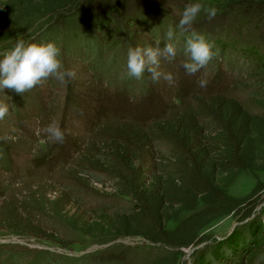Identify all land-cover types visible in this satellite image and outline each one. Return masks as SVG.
I'll list each match as a JSON object with an SVG mask.
<instances>
[{
  "label": "rangeland",
  "instance_id": "rangeland-1",
  "mask_svg": "<svg viewBox=\"0 0 264 264\" xmlns=\"http://www.w3.org/2000/svg\"><path fill=\"white\" fill-rule=\"evenodd\" d=\"M193 2L80 0L68 19L39 12L24 18L15 36L0 41L2 55L18 39L37 43L47 30L56 29L57 41H50L60 45L63 68L75 72L64 83L49 77L22 94L0 91V103L8 107L0 119V264H191L200 256L210 264H264L260 230L237 251L224 247L222 255H212L207 250L248 225L264 204V192L252 214L241 211L210 223L202 232L208 241L180 253L111 229L113 210L132 201L117 186L126 190L120 175L126 166L116 159L110 163L115 143L123 144L145 175L154 156L153 126L190 110L200 99L230 96L248 112L264 114L261 34L240 23L241 13L225 0H198L201 12L181 33L177 22ZM209 7L217 9L214 17H208ZM170 26L177 31L178 54L173 60L161 56L158 70L170 73L172 81H153L148 72L139 80L129 77L128 47H155L159 41L162 48L169 42L165 33ZM192 30L204 35L216 54L190 75L182 64L188 59L184 37ZM202 79L207 82L203 87ZM52 123L64 132L62 143L45 131ZM255 184L256 178L242 171L227 191L248 197Z\"/></svg>",
  "mask_w": 264,
  "mask_h": 264
},
{
  "label": "trees",
  "instance_id": "trees-1",
  "mask_svg": "<svg viewBox=\"0 0 264 264\" xmlns=\"http://www.w3.org/2000/svg\"><path fill=\"white\" fill-rule=\"evenodd\" d=\"M225 1L241 13L240 23L250 24L264 39V0ZM79 3L80 0H4L0 3V41L15 36L19 24L28 16L62 13L68 19ZM55 32L56 29L47 30L37 43L55 41ZM152 129L154 156L152 168L145 175L122 143H112L116 155L111 157V165L120 160L127 168L120 174L126 190L120 183L117 186L132 199L125 208L113 210L114 234L142 236L180 253L183 247L208 241L202 232L210 223L241 211L247 216L252 214L254 204L259 202L257 196L264 192V176L260 179L264 174V114L248 112L230 96L214 95L158 122ZM242 171L256 178L255 188L248 197H234L227 187ZM250 220L229 239L211 248L208 245L209 253L222 255L224 247L237 251L239 246L249 244L254 231L263 232L264 204ZM191 264L210 261L200 256Z\"/></svg>",
  "mask_w": 264,
  "mask_h": 264
},
{
  "label": "clouds",
  "instance_id": "clouds-1",
  "mask_svg": "<svg viewBox=\"0 0 264 264\" xmlns=\"http://www.w3.org/2000/svg\"><path fill=\"white\" fill-rule=\"evenodd\" d=\"M202 10L201 3L193 2L187 4L181 12L176 29L183 33L187 31ZM209 18L216 15L215 7L207 8ZM169 42L164 43L161 48L160 42L156 46H129L126 52V69L129 77L137 80L141 79L145 72L150 73L151 79L157 81L163 78L172 81L170 73L162 74L159 68V58L165 57L173 60L178 54L177 31L171 26L165 33ZM183 53L187 60L182 67L187 74H195L216 54L213 45L204 35L192 30L184 37ZM75 76V72L63 68L60 59V48L55 42L28 43L23 39H18L12 47L0 55V91L5 88L13 90L15 93L22 94L32 89L43 79L55 78L60 83L66 82ZM205 80H200L201 87L206 85ZM8 112L6 104L0 103V119H3ZM45 131L49 138L62 143L64 132L55 124H49Z\"/></svg>",
  "mask_w": 264,
  "mask_h": 264
}]
</instances>
